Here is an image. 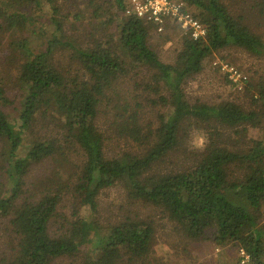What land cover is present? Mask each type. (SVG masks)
<instances>
[{
	"label": "trees",
	"instance_id": "trees-1",
	"mask_svg": "<svg viewBox=\"0 0 264 264\" xmlns=\"http://www.w3.org/2000/svg\"><path fill=\"white\" fill-rule=\"evenodd\" d=\"M174 1L205 36L167 21L165 61L126 0H0V264H157L156 221L264 264V76L187 93L215 54L264 60V0Z\"/></svg>",
	"mask_w": 264,
	"mask_h": 264
},
{
	"label": "rangeland",
	"instance_id": "rangeland-1",
	"mask_svg": "<svg viewBox=\"0 0 264 264\" xmlns=\"http://www.w3.org/2000/svg\"><path fill=\"white\" fill-rule=\"evenodd\" d=\"M185 9L192 15L191 10L186 7ZM166 35L170 36L171 41L161 46V38ZM176 36L165 31L152 33L151 42L156 46L157 53L161 59L165 61L171 60L173 56V46L171 43L177 39ZM76 38L80 39L83 36L79 32ZM224 66L233 68L245 80L251 76H254L256 79L257 76H264V60H257L238 51H222L213 56L205 66L203 73L189 85L187 89L188 96L204 101H219L220 99L233 98L242 100L245 80L238 87L233 84V86L225 85L223 82L224 77L227 79L228 77L222 69ZM201 143V140L197 142L199 146ZM174 164L175 161L173 159H168L162 165V168L174 169ZM100 202L103 208L102 215L105 217H108L111 211L115 213L119 211L116 205L121 206L125 204L119 187L106 190L100 197ZM112 204H114L113 207H111ZM145 213L146 211L141 212L142 215H145ZM122 214L124 213L122 212ZM159 223L156 221L155 224L157 232L155 236V254H153L157 264H237V261L240 260V252L238 253L231 246L218 248L210 242L187 240L173 232L172 224L168 221H163V227H159ZM240 264L242 263L240 262Z\"/></svg>",
	"mask_w": 264,
	"mask_h": 264
},
{
	"label": "built area",
	"instance_id": "built-area-1",
	"mask_svg": "<svg viewBox=\"0 0 264 264\" xmlns=\"http://www.w3.org/2000/svg\"><path fill=\"white\" fill-rule=\"evenodd\" d=\"M126 5V16H134L151 23L158 32H162L167 21H171L180 30L189 32L194 40L205 36L204 27L193 18L181 2L174 0H126ZM222 69L227 74L228 80L237 87L245 80L233 68L224 66ZM240 258L242 264L247 263L248 257L242 251Z\"/></svg>",
	"mask_w": 264,
	"mask_h": 264
}]
</instances>
